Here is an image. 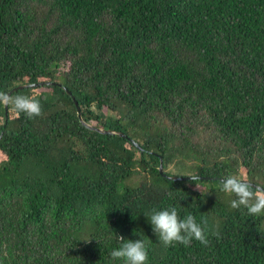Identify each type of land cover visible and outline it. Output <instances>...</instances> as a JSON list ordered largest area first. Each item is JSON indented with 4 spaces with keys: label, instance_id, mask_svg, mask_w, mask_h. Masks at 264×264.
Here are the masks:
<instances>
[{
    "label": "trees",
    "instance_id": "1",
    "mask_svg": "<svg viewBox=\"0 0 264 264\" xmlns=\"http://www.w3.org/2000/svg\"><path fill=\"white\" fill-rule=\"evenodd\" d=\"M0 91L43 108L0 104V264H122L137 234L148 264H264V215L221 191L264 190V0H0ZM169 207L209 245L164 247Z\"/></svg>",
    "mask_w": 264,
    "mask_h": 264
},
{
    "label": "clouds",
    "instance_id": "2",
    "mask_svg": "<svg viewBox=\"0 0 264 264\" xmlns=\"http://www.w3.org/2000/svg\"><path fill=\"white\" fill-rule=\"evenodd\" d=\"M0 104L10 106L17 115L23 114L28 119H35L43 115V108L38 94L9 95L0 91ZM194 181L200 180L199 176H189ZM197 187H199L197 185ZM200 188V187H199ZM221 191L231 196L230 206L233 209L244 208L250 217L264 215V190L254 189L246 180L238 175H228L222 181ZM153 232L164 247L176 245L190 246L193 240L201 245H209V227L207 219L201 218L200 222L192 214L181 218L176 207L153 209L150 214H144ZM213 235L218 237L219 233ZM136 240L116 237L119 246L110 252L114 261L122 264H148L149 249L143 237Z\"/></svg>",
    "mask_w": 264,
    "mask_h": 264
},
{
    "label": "water",
    "instance_id": "3",
    "mask_svg": "<svg viewBox=\"0 0 264 264\" xmlns=\"http://www.w3.org/2000/svg\"><path fill=\"white\" fill-rule=\"evenodd\" d=\"M47 83H49V82H47ZM41 84H43V82L32 83V84H29V85L24 84V85L19 86L18 88L27 87V86L34 87V86H39V85H41ZM64 89L67 91V93H70L69 90H68L67 88L64 87ZM15 90H16V88H15ZM72 98H73V97H72ZM73 99H74V98H73ZM74 102H75V105H76L77 116L81 119V111H80V108H79V106H78V104H77V102H76L75 100H74ZM82 122H83V120H82ZM83 123L85 124V126H87V127H89V128H92V129H95V130H97V131H99V132H105V133H111V134H114V133H115V132L112 131V130H103V129H101V128L94 127V126H92V125H90V124H88V123H85V122H83ZM119 134H120L121 136L124 135V134H122V133H119ZM133 143L137 146V143H136V142H133ZM159 170H160V172H161V170H162L161 164H160V166H159ZM174 178H175V177H174Z\"/></svg>",
    "mask_w": 264,
    "mask_h": 264
}]
</instances>
